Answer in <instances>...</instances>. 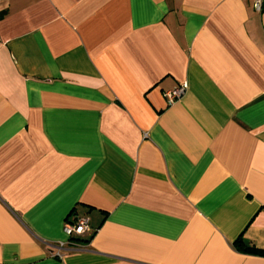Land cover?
<instances>
[{
    "label": "crops",
    "instance_id": "0c3cea01",
    "mask_svg": "<svg viewBox=\"0 0 264 264\" xmlns=\"http://www.w3.org/2000/svg\"><path fill=\"white\" fill-rule=\"evenodd\" d=\"M258 1L0 0V264H264Z\"/></svg>",
    "mask_w": 264,
    "mask_h": 264
},
{
    "label": "built area",
    "instance_id": "2783aa9c",
    "mask_svg": "<svg viewBox=\"0 0 264 264\" xmlns=\"http://www.w3.org/2000/svg\"><path fill=\"white\" fill-rule=\"evenodd\" d=\"M257 8H261V1L257 2ZM186 92V86L181 85L173 90H169L165 93L168 102L173 103L176 99L180 98ZM90 229L89 220L86 217L79 218L76 222H67L64 230L70 237L82 236ZM62 248V245H61ZM56 255H61L58 251Z\"/></svg>",
    "mask_w": 264,
    "mask_h": 264
},
{
    "label": "trees",
    "instance_id": "16d2710c",
    "mask_svg": "<svg viewBox=\"0 0 264 264\" xmlns=\"http://www.w3.org/2000/svg\"><path fill=\"white\" fill-rule=\"evenodd\" d=\"M79 236L70 237L71 239H77ZM235 244L237 245V248L245 253H254V254H262L264 255V249L256 248L253 245H246L241 237H239Z\"/></svg>",
    "mask_w": 264,
    "mask_h": 264
}]
</instances>
